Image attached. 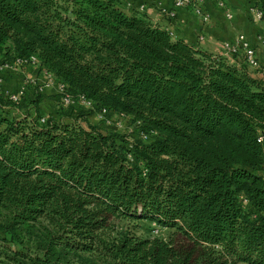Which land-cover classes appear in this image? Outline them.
Masks as SVG:
<instances>
[{
    "label": "trees",
    "instance_id": "obj_1",
    "mask_svg": "<svg viewBox=\"0 0 264 264\" xmlns=\"http://www.w3.org/2000/svg\"><path fill=\"white\" fill-rule=\"evenodd\" d=\"M30 57L133 128L81 124L77 105L43 118L40 94L0 89V264H264L262 72L122 0H0V65Z\"/></svg>",
    "mask_w": 264,
    "mask_h": 264
},
{
    "label": "crops",
    "instance_id": "obj_2",
    "mask_svg": "<svg viewBox=\"0 0 264 264\" xmlns=\"http://www.w3.org/2000/svg\"><path fill=\"white\" fill-rule=\"evenodd\" d=\"M131 1L134 5L144 3L142 13L153 24L170 30L177 37L184 39L199 48L214 54H220L229 62L241 61L239 56L225 53V44L231 42L237 35L242 36L252 47L254 55L259 62L260 72L264 74V19L256 20L249 15L247 8L255 5L257 0H222L231 13V19L224 17V8L217 6L215 0H203L202 7L209 13L207 22L201 23L189 8L182 7L175 9V17L167 18L164 11L169 9L172 0H124ZM202 34L203 38L197 40L196 36ZM0 78V89L7 92H17L20 87L27 91L25 80L34 78L41 83L42 76L36 64H26L21 67L12 68L3 72ZM45 95H49L47 103L55 104L56 95L52 87L38 88ZM55 105H53V108ZM57 108V106H56ZM54 110V109H53ZM54 117V115H51Z\"/></svg>",
    "mask_w": 264,
    "mask_h": 264
},
{
    "label": "built area",
    "instance_id": "obj_3",
    "mask_svg": "<svg viewBox=\"0 0 264 264\" xmlns=\"http://www.w3.org/2000/svg\"><path fill=\"white\" fill-rule=\"evenodd\" d=\"M217 6L220 8H224V17L226 19H231L232 13L231 11L225 7L223 4L222 0H215ZM203 0H172L171 1V6L169 9L165 10V16L167 18H174L175 17V9L177 8H182V7H187L190 9V11L199 18L201 23H205L208 21L210 15L209 13L202 7ZM144 5L140 4L137 7V10L141 11L143 9ZM247 12L249 15H252V17L256 20H261V12L260 10L254 6L250 5L247 8ZM203 38L202 34L197 35V39L201 40ZM224 50L232 55H238L240 54L241 56V62L244 63L248 68L251 69H256L259 68L258 60L256 59L254 55V51L252 47L248 44L245 39L237 35L236 38H234L231 42L225 44ZM24 64H36V60L33 57H30L29 59H20V58H15L13 60L6 61L4 64L0 65V70H11L12 68L19 67ZM42 80L41 83L39 84L36 79L29 78L25 80V83H28L30 85H35L38 86L39 88H49V87H54L59 101L61 102L62 105L64 106H71V105H77L85 109H91L94 110L95 116L99 118L100 120L103 119L107 124L111 122V118L107 115V112L105 111L104 108H94V102L82 94H76L72 95L68 92L67 86L64 82L62 81H56L52 74L42 68L40 70ZM4 95H8V97L11 100L17 99L22 93H23V88L20 87V89L16 93H9V92H3ZM121 117L122 114L119 113V116L115 118L113 124L116 127L121 126ZM141 137L143 139L146 138V133L141 132L140 133ZM257 142H262V137L258 136ZM131 161V159H128ZM240 201L244 204L245 200L240 198Z\"/></svg>",
    "mask_w": 264,
    "mask_h": 264
},
{
    "label": "rangeland",
    "instance_id": "obj_4",
    "mask_svg": "<svg viewBox=\"0 0 264 264\" xmlns=\"http://www.w3.org/2000/svg\"><path fill=\"white\" fill-rule=\"evenodd\" d=\"M122 3L124 5V8L126 10H128V11H137V12H143L144 11V7H143V9L141 11L137 10V7L140 4L144 5V3H139L137 5H134L131 1H124V0H122ZM261 20H259V21H261ZM169 32H170V30H169ZM170 34L173 35L171 32H170ZM196 38H197V36H196ZM225 53L229 55L228 57H231V56L233 57L234 56V55H232V54H230V53H228L226 51H225ZM258 64H259V62H258ZM24 65H26V64H24ZM36 65L38 66V62L37 61H36ZM21 66H23V65H21ZM21 66H19V67H21ZM258 66L260 68L261 65H258ZM38 68H39V70L42 69L39 66H38ZM259 68H256L255 70L260 71ZM27 79H29V78H27ZM25 84L27 86L28 85L29 86L26 89L27 91H23V93L21 95L25 94L27 96H31V94H35V93L41 95L40 99H39L38 106H39V111H40V113H41L43 118L52 117L51 115L56 116L57 114L60 113V110L58 109V107L56 108V106L57 105H62V104L59 101L58 95H57L54 87H52V88L54 89V93L56 95V100H55L56 102H55V104L49 105V103H47L48 102L47 99L49 97V95H47L48 93L45 95L43 92L39 91V89H38L39 87L38 86L30 85L28 83H25ZM10 93H16V92L13 91V92H10ZM53 105H55L54 106L55 108H53ZM62 106H64V105H62ZM79 109L84 110L83 112L85 113L84 119H83L84 121H81V124H86V122H87L89 124H93V125L99 127V129H101V130H105V129L107 130L110 127H112V128H115V129L119 130L120 132H127V131H129L130 129L133 128V125L131 123L127 124V122L126 123L123 122L122 119H121V126L120 127H116L113 124L115 118H112V117H110L111 118V122L109 124H107L105 122V120H103V119L100 120L99 118H97L95 116V113H94L95 111L94 110L85 109V108H82V107H80ZM13 113H18V112L13 111ZM115 225L118 228V231L127 230V231H129L130 233L134 234L136 237H138L140 239H150V238L166 239L172 233V230L157 227L154 223H151V222L146 221V220H129V221L120 220V221H116ZM85 259H86L85 257L84 258L83 257L82 258L73 257L71 259V261H72V264H83V263L87 262V261H85Z\"/></svg>",
    "mask_w": 264,
    "mask_h": 264
}]
</instances>
